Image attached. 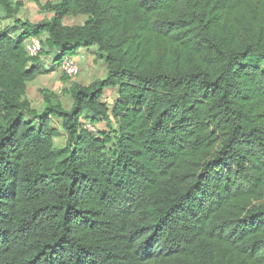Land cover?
I'll return each instance as SVG.
<instances>
[{
  "label": "trees",
  "instance_id": "trees-1",
  "mask_svg": "<svg viewBox=\"0 0 264 264\" xmlns=\"http://www.w3.org/2000/svg\"><path fill=\"white\" fill-rule=\"evenodd\" d=\"M21 6L0 0V264H264V0ZM94 47L106 78L34 109L28 84Z\"/></svg>",
  "mask_w": 264,
  "mask_h": 264
},
{
  "label": "crops",
  "instance_id": "crops-1",
  "mask_svg": "<svg viewBox=\"0 0 264 264\" xmlns=\"http://www.w3.org/2000/svg\"><path fill=\"white\" fill-rule=\"evenodd\" d=\"M50 1L55 2L57 0H46V3ZM46 3L45 2L42 3L41 7L43 8ZM30 6L31 5L25 6V8L29 9ZM43 12L46 14L44 13L42 14L45 16L46 19L49 20L52 14L50 12H45V11ZM33 16H34L33 19H36V20L32 19V21L31 20L29 21H31L32 23L41 22V19L38 16H36L35 14ZM19 17H20V13H19ZM67 20L68 18L65 19L66 24L72 25L71 23H67ZM75 59L77 60L82 70L80 81L77 80V83H79V85H88L97 80H104L106 78L107 67L102 57L99 56L97 48L94 47V48H89V49H82L75 56ZM96 64H97V67H102L103 70L101 72H97V70H94V66ZM59 73H61V69L53 65L51 71H48L36 81L28 84L26 99L32 104L34 109L40 110L41 106L45 104L46 99L44 97V94H55L54 89H56V87L58 89L60 85L63 86L65 84V82H62V83H59L58 85L57 83L53 82V86H50V84L52 83L51 77H54L55 75H58ZM65 88H62V89H65ZM108 95L112 96V101H105V102L108 106H113L115 101L117 100V92L113 89H108L105 91V97H107ZM37 100H38V104L40 107H37L36 105L32 103V101H37Z\"/></svg>",
  "mask_w": 264,
  "mask_h": 264
},
{
  "label": "rangeland",
  "instance_id": "rangeland-1",
  "mask_svg": "<svg viewBox=\"0 0 264 264\" xmlns=\"http://www.w3.org/2000/svg\"><path fill=\"white\" fill-rule=\"evenodd\" d=\"M44 2L46 3V0H28L27 4H25V6H28V5H31V6L29 7V9L25 8V6H21L20 18H22L23 20H26V21H29V20L32 21V19L34 18L33 15L35 14L36 16H38L41 19V22L48 21V19H46L45 16L42 14L44 12L42 10L41 4ZM44 14H46V13H44ZM33 20H36V19H33ZM86 20H87V18H85V17L68 18L67 23H71L72 25H82L86 22ZM4 25H5V27H7V26L12 27L14 25L13 20L9 19V20L4 21ZM15 32L16 31H14V33ZM17 33H19V31H17L16 34ZM42 38L45 39L46 37L42 36ZM80 70H81V68H80ZM94 70H97V72H101L103 69H102V67H97V64H96L94 66ZM81 74H82V70H81V73L78 76V78L73 79L71 82H75L74 84H79V83H77V80L80 81ZM51 79H52V83L50 84V86H53V82L57 83L58 85H59V83L65 82V79L63 77L62 72L59 73L58 75H55L54 77H51ZM88 85H90V84H88ZM66 86L67 85L64 84L63 86L60 85V87L58 89L56 87V89H54L55 95L53 96V98H54V100L57 99L59 102H61L66 109H70V107L72 106V99L70 97V94L65 93V92L60 93L63 90L62 88H65ZM105 101H112V96L108 95L107 97H105ZM32 103L34 105H36L37 107H40L38 104V100L32 101ZM43 106H44V104L41 106V109ZM112 126L113 125H108V128L112 129ZM65 145H66V135L63 134L60 138L55 140V146L57 149H62L65 147Z\"/></svg>",
  "mask_w": 264,
  "mask_h": 264
},
{
  "label": "built area",
  "instance_id": "built-area-1",
  "mask_svg": "<svg viewBox=\"0 0 264 264\" xmlns=\"http://www.w3.org/2000/svg\"><path fill=\"white\" fill-rule=\"evenodd\" d=\"M18 4L25 5L28 0H13ZM42 41L39 38H30L26 41V52L29 58L35 59L40 56L42 52ZM61 72L63 75L69 79V81L78 78L81 73L80 66L75 58L65 57L61 61ZM61 91L60 93H62ZM84 128L90 132H97L96 127L89 122H83Z\"/></svg>",
  "mask_w": 264,
  "mask_h": 264
}]
</instances>
